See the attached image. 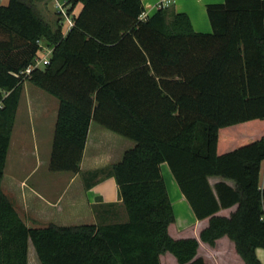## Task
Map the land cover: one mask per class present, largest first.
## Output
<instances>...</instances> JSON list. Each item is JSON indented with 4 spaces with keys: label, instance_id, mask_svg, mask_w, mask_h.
<instances>
[{
    "label": "trees",
    "instance_id": "16d2710c",
    "mask_svg": "<svg viewBox=\"0 0 264 264\" xmlns=\"http://www.w3.org/2000/svg\"><path fill=\"white\" fill-rule=\"evenodd\" d=\"M43 1L0 5V264H28L30 246L41 264H162L167 252L208 264L198 238L169 232L165 162L196 217L210 218L200 239L213 246L228 236L246 264H262L264 0L208 4L210 33L167 7L143 18L142 0H66L70 15L83 7L64 33L63 17L41 14ZM39 41L53 48L50 63L18 75ZM26 80L60 101L52 171L80 172L92 121L134 141L96 172L116 179L126 222L26 224L2 185ZM212 176L224 180L212 186Z\"/></svg>",
    "mask_w": 264,
    "mask_h": 264
},
{
    "label": "crops",
    "instance_id": "0c3cea01",
    "mask_svg": "<svg viewBox=\"0 0 264 264\" xmlns=\"http://www.w3.org/2000/svg\"><path fill=\"white\" fill-rule=\"evenodd\" d=\"M50 1L51 0L39 2L37 6L45 19L54 23L57 18L52 21L47 19L42 12V8H40L42 3L47 4ZM142 1L145 6V11L142 15L143 18L158 11V5L161 2V0ZM224 1L225 0H173L172 4L167 8L172 13H187L197 32L210 33L212 32V25L207 13V5L211 3H222ZM5 2L9 3V0H0V5L8 4ZM62 2H66V0ZM82 7L83 5L81 3L78 4L71 16L77 15ZM58 15L63 17L60 14ZM64 22L65 18L62 21V25L64 33H66L69 29L68 24L65 26ZM0 92L2 91L0 90ZM46 93L47 92L37 87L29 80L24 82V90L16 115L7 165L9 158L12 157L11 155L16 158L18 156L19 164L24 165L25 163L26 153H23V146L27 135L25 128L28 118L30 117L46 121L44 125L40 124L39 127H41L40 133L43 136H45V134L51 136L48 140L47 149L49 150V142L54 138L60 101L51 94ZM48 94L55 99L48 96ZM25 98L27 99V103L29 102L30 104V111L28 110V112L22 104ZM19 124H21V127ZM17 125L20 128H16ZM48 125H50V128L52 127L50 132L46 131ZM106 130L109 129L101 126L95 121L91 122L80 172H69L70 176L56 178L54 183L50 184L48 180L44 179V184H49L45 186V193L41 192L39 188L34 185L35 183L32 184L29 182L34 171L28 173L25 177H17L16 173L13 172L7 176L5 169L2 182L3 188L16 200L18 211L28 226H44L50 223L63 226L108 224L126 222L128 220V213L120 198L116 179L113 176H103L96 172L121 160L125 151L134 147L135 143L124 136L123 137L129 141L121 140V138L114 136V134H110ZM13 147L14 151L12 150ZM18 151L20 152V156L15 155ZM166 166H168L166 162L162 164V171L167 184L165 173ZM221 180L224 179L217 176L209 177L212 186ZM226 181L230 185H234L233 181ZM61 182L65 183V189L57 192L56 189ZM260 183L261 187L264 188V161L262 162L260 172ZM87 184H89L90 187H87ZM169 194L175 214V221L169 227V232L172 237L176 239L188 237L198 238L200 240V245L197 256L204 258L208 264H246L241 255L237 252L235 242L228 236L221 237L213 246L202 241L200 239L201 232L209 225L210 218L198 219L182 192H177L176 189H174V197H172L171 193ZM237 207L238 205H234L230 208H223L218 214L230 216L237 210ZM31 248L35 251L33 246H30V249ZM30 249L28 264H41L37 254V258L31 260ZM256 254L262 264H264V248H257ZM161 262L162 264H180L176 257L170 252L161 255Z\"/></svg>",
    "mask_w": 264,
    "mask_h": 264
},
{
    "label": "rangeland",
    "instance_id": "374dc122",
    "mask_svg": "<svg viewBox=\"0 0 264 264\" xmlns=\"http://www.w3.org/2000/svg\"><path fill=\"white\" fill-rule=\"evenodd\" d=\"M5 3H8V2H5ZM40 8H42V12L46 16L47 19L52 21L58 17L54 0H51L47 4L42 3L40 5ZM66 24H67V19L65 18L64 25L66 26ZM48 96H50L51 98H54L49 94H48ZM22 104H23V107L28 112V110L30 108V104H29V102L27 103L26 98L24 99ZM22 104H21V106H22ZM44 123H46V121L43 119H34L33 117L28 118V122H27V125L25 128L27 135L25 137L24 146H23L24 147L23 153L24 152L26 153L25 154V156H26L25 163H24V165L19 164L18 163V161H19L18 156L16 158V157H13V155H11L12 157L9 158L8 165L6 167V175L9 176L13 172V173H16L17 177H25L28 173H31L32 171H34L29 182L32 184L35 183L34 185H36V187L39 188V190L41 192L45 193V189H46L45 186L48 183L44 184V182H43L44 179L48 180L49 184H50V183H54V180L56 178L70 176V173L69 172H55V171H52L50 169L49 161H50L52 148H53V139L50 140V142H49V150H48L47 149L48 140L50 139L51 136H49L47 134H45V136H43L40 133L41 127H39L40 124L44 125ZM19 126L21 127V124H19ZM19 126L17 125L16 128H20ZM47 127L48 128H46V131L50 132L52 127L50 128V125H48ZM106 131L109 132L110 134H114V136H118L119 138H121V140H126V141L128 140V139L124 138L123 136H120V135H118L112 131H109V130H106ZM12 150L14 151V147ZM15 155L20 156V152L18 151V153H16ZM21 155H22V152H21ZM165 173H166V177H167L168 191H169V193L172 194V197H174V189H176V191L180 192V193H181V190H180V188H179V186H178V184H177V182H176V180H175V178H174V176H173V174L170 171L168 166H166V172ZM64 189H65V183L61 182L58 185L56 191L58 192V191H62ZM30 252H31L30 253L31 254V260L36 259L37 256H36V253L33 250V248L30 249Z\"/></svg>",
    "mask_w": 264,
    "mask_h": 264
},
{
    "label": "built area",
    "instance_id": "2783aa9c",
    "mask_svg": "<svg viewBox=\"0 0 264 264\" xmlns=\"http://www.w3.org/2000/svg\"><path fill=\"white\" fill-rule=\"evenodd\" d=\"M55 1V7L58 14L62 15L64 18L67 19L68 29H70L74 22H73V16H71L68 13V7L66 5V2H62L61 0H54ZM173 0H161V2L158 5V8H166L172 4ZM41 49L38 54V56L35 58L34 62L29 65L26 69L20 71L18 75H23L25 77L29 76L32 71L37 67H43L50 63V58L53 53V48L44 45L42 41H39ZM262 220H264V207H263V214H262Z\"/></svg>",
    "mask_w": 264,
    "mask_h": 264
}]
</instances>
